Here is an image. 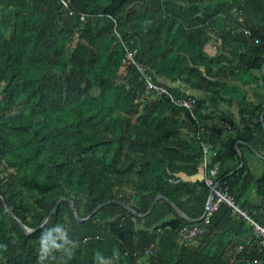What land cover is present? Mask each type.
<instances>
[{
    "label": "trees",
    "instance_id": "1",
    "mask_svg": "<svg viewBox=\"0 0 264 264\" xmlns=\"http://www.w3.org/2000/svg\"><path fill=\"white\" fill-rule=\"evenodd\" d=\"M263 59L264 0H0V264H40L38 239L56 224L78 243L68 264L114 249L115 264H264L251 223L224 202L176 241L203 212L208 168L263 218Z\"/></svg>",
    "mask_w": 264,
    "mask_h": 264
},
{
    "label": "built area",
    "instance_id": "2",
    "mask_svg": "<svg viewBox=\"0 0 264 264\" xmlns=\"http://www.w3.org/2000/svg\"><path fill=\"white\" fill-rule=\"evenodd\" d=\"M63 4L64 1H62ZM80 19L83 20V15H80ZM245 31V30H244ZM247 32V30L245 31ZM117 35V34H116ZM133 54L131 52H127L125 56L122 58V66L121 68L125 69L127 66L133 63L132 59ZM136 70L144 75V67L140 64L135 65ZM145 84L144 88L146 91L149 92V90L156 89L150 82L149 77H145ZM182 106L187 107L188 109H191L194 105V98H187V99H181L177 101ZM202 160H201V166L203 169H206V162L209 156H212L214 152H209L208 145H205L202 147ZM216 167L208 168L207 170H203V181L206 186L209 187V190L211 191V198L208 201L207 208L203 210L202 214L195 220V222H192L191 225L183 226L182 228H179L176 231V241L179 244H186L192 241V239L195 237L196 234L200 232L201 224H206L208 222V219L211 215V213L216 210L219 203L224 202L227 204L233 211L241 213L244 218H246L252 225V235L257 240V243L259 245H264V215L260 223H257L250 218L246 217V215L238 210L236 205L232 202L231 196L227 193V187L225 184H218V182L213 183L212 182V176L215 174ZM207 202V200H206ZM205 202V203H206ZM199 221L200 223H198ZM257 244V245H258ZM239 250H243V246H238Z\"/></svg>",
    "mask_w": 264,
    "mask_h": 264
},
{
    "label": "clouds",
    "instance_id": "3",
    "mask_svg": "<svg viewBox=\"0 0 264 264\" xmlns=\"http://www.w3.org/2000/svg\"><path fill=\"white\" fill-rule=\"evenodd\" d=\"M69 230L70 226L66 227L63 224H56L50 228H45L38 239L39 247L37 253L40 264H43V262L46 261L55 251L63 253L61 264H68V261L74 255V250L78 247V243L69 238ZM0 248L6 250L7 245H0ZM119 257V249L113 250L111 258L102 257L99 251L95 253V258L98 264H115V262L119 260Z\"/></svg>",
    "mask_w": 264,
    "mask_h": 264
},
{
    "label": "crops",
    "instance_id": "4",
    "mask_svg": "<svg viewBox=\"0 0 264 264\" xmlns=\"http://www.w3.org/2000/svg\"><path fill=\"white\" fill-rule=\"evenodd\" d=\"M238 16L236 15V18H237ZM244 27H250V26H253L252 24H253V22L252 21H249V20H247V19H241V22H240ZM221 36V33H218V34H216V37L215 38H217V39H219V37ZM214 38V39H215ZM213 39V38H212ZM213 39V40H214ZM215 41V40H214ZM206 49L209 51V52H213V49H214V46L211 44V43H207V45H206ZM233 59L235 60V58L233 57ZM236 63L238 64V61L236 60ZM203 95H205V94H203ZM208 103L210 104V107L211 108H221V109H223V108H225V105H223L222 103H221V105H217V102H216V99H215V97L213 96V95H209L208 96ZM229 110H230V107H229ZM218 130H219V126H217V125H215V124H213L212 122H211V124H210V130H209V132H208V137H209V142H213V140H214V138H215V135L217 134V132H218Z\"/></svg>",
    "mask_w": 264,
    "mask_h": 264
},
{
    "label": "rangeland",
    "instance_id": "5",
    "mask_svg": "<svg viewBox=\"0 0 264 264\" xmlns=\"http://www.w3.org/2000/svg\"><path fill=\"white\" fill-rule=\"evenodd\" d=\"M123 72H124V69L120 68L118 73L121 74V76H122ZM112 95H113V97H111V100H110L112 105L117 106V105L121 104L124 101V98H125V95H126V89L119 85V81L114 86V88L112 90ZM109 110H107L105 112H108Z\"/></svg>",
    "mask_w": 264,
    "mask_h": 264
},
{
    "label": "water",
    "instance_id": "6",
    "mask_svg": "<svg viewBox=\"0 0 264 264\" xmlns=\"http://www.w3.org/2000/svg\"><path fill=\"white\" fill-rule=\"evenodd\" d=\"M263 67H264V59H263V62H262V64H261V70H263ZM160 197H161L160 195H156V196L154 197V199H153L152 203L150 204V206H149L147 212L151 209V207H152V205L154 204L155 200H156L157 198H160ZM210 198H211V191L209 190V193H208V196H207V202H206L205 205H204V209L207 208L208 201L210 200ZM60 199H62V198H60ZM60 199H59V200H60ZM59 200H58V201H59ZM0 201L3 202V200H2L1 198H0ZM58 201H57V202H58ZM69 203L71 204L70 201H69ZM124 206H125V208H127L128 210L131 211V209H130L128 206H126V205H124ZM172 206H173L174 210L176 211V213L181 214V212L179 211V209H178L176 206H174L173 204H172ZM98 207H99V205H98V206L92 211V213L95 212L96 209H97ZM74 212H75V211H74ZM75 215H76V213H75ZM84 219H86V218H84ZM22 228L25 230V232L28 231V229H25L24 227H22Z\"/></svg>",
    "mask_w": 264,
    "mask_h": 264
},
{
    "label": "bare ground",
    "instance_id": "7",
    "mask_svg": "<svg viewBox=\"0 0 264 264\" xmlns=\"http://www.w3.org/2000/svg\"><path fill=\"white\" fill-rule=\"evenodd\" d=\"M223 185V184H222ZM226 185V184H225ZM227 187V186H226Z\"/></svg>",
    "mask_w": 264,
    "mask_h": 264
}]
</instances>
